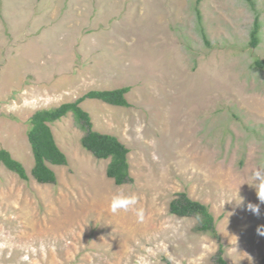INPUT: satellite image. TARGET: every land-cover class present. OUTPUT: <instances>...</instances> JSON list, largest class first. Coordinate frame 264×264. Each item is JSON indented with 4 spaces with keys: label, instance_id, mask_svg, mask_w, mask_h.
<instances>
[{
    "label": "rangeland",
    "instance_id": "374dc122",
    "mask_svg": "<svg viewBox=\"0 0 264 264\" xmlns=\"http://www.w3.org/2000/svg\"><path fill=\"white\" fill-rule=\"evenodd\" d=\"M0 0V264H264V0ZM258 15L256 47L249 33ZM205 31L207 42L202 37ZM128 86V107L86 99L96 131L129 149L132 184L80 143L71 113L52 124L67 164L54 184L30 175L28 120L89 90ZM209 207L217 236L169 212L176 193ZM135 212L112 214L118 193ZM238 193V195H237ZM251 257V259H250Z\"/></svg>",
    "mask_w": 264,
    "mask_h": 264
},
{
    "label": "trees",
    "instance_id": "16d2710c",
    "mask_svg": "<svg viewBox=\"0 0 264 264\" xmlns=\"http://www.w3.org/2000/svg\"><path fill=\"white\" fill-rule=\"evenodd\" d=\"M246 1L254 7V0ZM201 2L202 0H195V13L199 23L201 21L199 9ZM260 29V21L256 15L249 33L251 47L258 45ZM201 31L204 41L207 42L205 31L203 29ZM254 65L262 69L264 68V60L256 59ZM129 90L128 86L89 90L73 101L34 111L29 117L26 133L33 158L30 169V175L33 179L41 184H54L57 177L51 165L63 166L67 164V156L55 140L52 124L71 113L76 125L83 131L80 139L81 146L97 159H109L106 167L107 177L111 178L116 185L132 184L133 178L130 175L128 162L129 149L118 137L94 130L89 113L81 107V103L86 99L99 100L112 106L128 107L126 94ZM0 163L19 178L23 180L29 178L24 165L3 147H0ZM169 212L178 217H193L196 219L195 232L217 236L215 218L209 207L190 198L185 191L176 193L169 203ZM165 264L172 263L166 260ZM214 264H227L221 245L215 253Z\"/></svg>",
    "mask_w": 264,
    "mask_h": 264
},
{
    "label": "clouds",
    "instance_id": "9594fccd",
    "mask_svg": "<svg viewBox=\"0 0 264 264\" xmlns=\"http://www.w3.org/2000/svg\"><path fill=\"white\" fill-rule=\"evenodd\" d=\"M253 178L255 181L254 187L256 189L258 200L260 203L259 204L249 203L247 209L251 211L253 214L259 215L260 205L264 204V167L257 168L253 172ZM137 203H138V199L135 195H126L121 192L112 196L109 207L111 213L114 215L121 212L127 213L129 211H133L137 216V220L139 222H142L144 219L143 212L142 210L136 208ZM257 233L261 236H264V226L258 227Z\"/></svg>",
    "mask_w": 264,
    "mask_h": 264
}]
</instances>
